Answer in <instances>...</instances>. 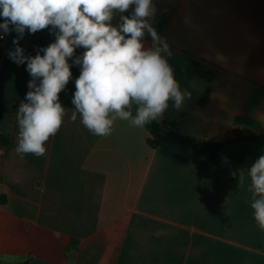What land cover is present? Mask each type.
Instances as JSON below:
<instances>
[{
    "label": "crops",
    "instance_id": "obj_1",
    "mask_svg": "<svg viewBox=\"0 0 264 264\" xmlns=\"http://www.w3.org/2000/svg\"><path fill=\"white\" fill-rule=\"evenodd\" d=\"M153 4L151 23L169 46L174 78L191 93L179 110L169 101L156 121L210 141L230 139L234 130L264 135V0ZM132 8L117 13L113 25ZM14 38L12 32L0 40V133L10 138L0 148V264H264V230L253 218L247 175L264 148L240 143L222 150L239 175L236 193L230 177L192 149H153L146 129L128 121L117 120L108 137L95 136L79 115L70 120L80 74L72 66L59 94L68 110L60 130L45 155L21 157L16 115L31 76L8 57ZM54 41L26 30L19 46L34 57ZM143 42L152 45L147 32ZM70 238L77 248L64 255L58 239Z\"/></svg>",
    "mask_w": 264,
    "mask_h": 264
},
{
    "label": "clouds",
    "instance_id": "obj_2",
    "mask_svg": "<svg viewBox=\"0 0 264 264\" xmlns=\"http://www.w3.org/2000/svg\"><path fill=\"white\" fill-rule=\"evenodd\" d=\"M119 23L112 21L117 13ZM156 13L153 0H0V30L16 33L8 57L26 64L29 91L16 115L19 156L45 155L46 142L60 130L67 111L59 94L72 79V66L80 67L75 79L70 120L79 115L93 135L108 137L117 120L144 128L162 118L173 102L179 110L191 93L181 90L167 57L165 39L151 23ZM48 29L55 41L39 48L33 57L19 46L25 31ZM150 35L151 47L144 44ZM3 39V35H0ZM84 49L76 56V49ZM43 53V55H41ZM72 60V64H69ZM253 195V218L264 230V154L248 168Z\"/></svg>",
    "mask_w": 264,
    "mask_h": 264
},
{
    "label": "trees",
    "instance_id": "obj_3",
    "mask_svg": "<svg viewBox=\"0 0 264 264\" xmlns=\"http://www.w3.org/2000/svg\"><path fill=\"white\" fill-rule=\"evenodd\" d=\"M127 13L126 15H129ZM0 23H3V18H0ZM43 32L49 33L48 29L41 30ZM54 36V35H53ZM3 49L0 47V58ZM76 54L82 55L78 49H76ZM197 66V64H196ZM209 89H206L202 98L199 101L200 105L206 104L209 97ZM148 132L149 136L147 138V144L156 149L161 144L167 145H184L192 149L194 152L205 158L219 173L228 164L227 160L222 155V150L229 145L240 144V143H250L255 144L261 148H264V135H248L243 134L240 131L234 130L233 137L223 141H210L206 138H198L193 136L183 135L176 126L171 122H159L152 121L151 123L145 125L144 127ZM10 138L2 133H0V148H5L9 145ZM229 182L234 190V192L239 191V175L235 173L233 177L229 178ZM78 240L70 238L66 239L65 243L63 239H58V247L65 251L66 255L71 250H75L78 245ZM15 264H27V261H21Z\"/></svg>",
    "mask_w": 264,
    "mask_h": 264
},
{
    "label": "water",
    "instance_id": "obj_4",
    "mask_svg": "<svg viewBox=\"0 0 264 264\" xmlns=\"http://www.w3.org/2000/svg\"><path fill=\"white\" fill-rule=\"evenodd\" d=\"M222 173L225 174L228 177H233L234 176V170L233 168L227 164L223 169H222Z\"/></svg>",
    "mask_w": 264,
    "mask_h": 264
},
{
    "label": "built area",
    "instance_id": "obj_5",
    "mask_svg": "<svg viewBox=\"0 0 264 264\" xmlns=\"http://www.w3.org/2000/svg\"><path fill=\"white\" fill-rule=\"evenodd\" d=\"M0 35H2V34H0ZM3 39H4V35H3ZM3 39H0V40H3Z\"/></svg>",
    "mask_w": 264,
    "mask_h": 264
}]
</instances>
